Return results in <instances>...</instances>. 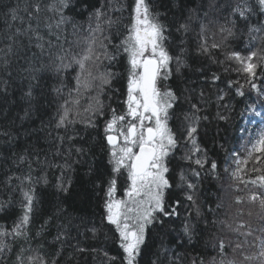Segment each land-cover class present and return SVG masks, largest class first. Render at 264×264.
<instances>
[{
	"label": "snow or ice",
	"instance_id": "1",
	"mask_svg": "<svg viewBox=\"0 0 264 264\" xmlns=\"http://www.w3.org/2000/svg\"><path fill=\"white\" fill-rule=\"evenodd\" d=\"M158 3L160 0H132L131 4L120 2L119 7H116L113 0H100L99 6H91L88 27L84 29L83 25L77 24L65 14V10L71 8L73 0H25L22 8L17 3L16 7L9 9L10 21H18L19 24L6 19L8 31L0 35V40L8 41L0 48V73L11 78L13 60L26 61L24 66L16 69L20 78L28 81L22 99L30 102L34 98L33 90L37 86L42 87V80H55L51 92L61 102L58 103L56 114L50 123L54 121V129L64 130L65 135L55 137L60 144L73 139L67 135L70 126L83 123L86 127L96 128V120L104 118L106 110L109 114L103 127L109 167L97 177L100 183L92 182L103 194L101 224L109 226L114 232V241L118 242L121 250L118 255L110 257L107 252L104 253L108 264H142L149 229L152 227H158L163 235H160L159 250L152 253L155 259L150 260L149 264H203L199 256L181 255L166 244V239L173 233L177 249L192 244L203 215L197 203L201 170L206 165L209 171L217 169V163L208 159L207 150L202 147L199 139L201 122L208 119L201 113L206 110L209 100L203 89L197 94L196 89L189 86L192 82L182 79V70L189 67L185 59L187 49L183 39L176 42L172 29L183 36L198 28L197 35L201 41L197 45V54L207 56L212 63L225 65V71H234L243 77L251 90L257 93L264 108V88L257 84L259 80L264 85V0H199L198 3L194 0H184L183 3L181 0H174L172 8L178 9L179 15L172 23L164 22L156 7ZM172 8L168 11H172ZM124 11L129 12L127 20L123 16ZM113 12H119L120 15L114 17ZM69 24L74 34H85L75 42H68L69 47L65 48L60 41L64 26ZM210 25L216 27V32L209 44L204 34L208 32ZM217 34L220 36L218 41L214 39ZM245 36L247 43L242 48H231L233 40L243 42ZM65 41L67 42L66 37ZM73 45L78 51L73 50ZM221 51L223 61L217 58ZM26 52H31V56L20 55ZM122 60H126V98L123 101L124 110L117 112L110 105L106 106L102 97L112 88L113 80L120 75L110 71V66ZM105 61L107 65L104 64ZM102 66L104 71H101ZM197 71L204 75L202 69ZM172 80L179 81L175 88L169 83ZM219 80L220 76L212 73L211 82L214 84ZM0 83L5 86L3 90L7 91L10 79L0 76ZM233 85H236V95L245 96L244 86L239 80H229L227 89L231 91ZM40 94L43 95V91ZM227 95L228 92L218 90L217 103L219 107L231 111L228 104L220 103L225 101ZM181 98L188 103L186 110L180 104ZM82 101L85 103L82 104ZM30 108L31 103L20 117L21 121L31 118ZM250 108L255 115H262L256 111L255 105H250ZM217 116L220 120L228 119L220 112ZM170 121L176 123L172 124ZM3 135L11 138L8 132ZM48 135L51 136V132ZM181 148L185 151L180 160L185 162L187 170L177 165L180 168L175 177L178 183L174 184L170 173L173 171L176 153ZM33 151L39 163L38 151ZM84 151L83 148H75L77 154L82 155ZM71 154L72 149H69L68 155ZM56 155H61L59 145ZM19 159L24 161L26 158L21 156ZM249 160L256 165L264 164V132L252 145L248 159L237 161V164H247ZM59 167L71 169L72 165L66 161ZM241 171L243 169L237 167L232 173L233 177L246 187L248 184L254 186L249 190L248 201L252 204L259 202L261 208H264V174L244 181L239 175ZM252 171L264 173V168L254 166ZM93 172L94 169L89 168L87 174L92 175ZM120 178H123L125 185L122 197L117 195ZM16 179L21 180L18 188L22 196V214L10 228L0 226V253L9 248L4 238H28V225L37 202L36 190L32 185L39 181H34L30 174L25 179ZM42 179L45 184L48 183L46 178ZM11 182L10 176L6 186L14 191ZM54 187L58 192L67 194L71 179ZM174 187L181 189L184 199L193 209L189 218L181 222L179 232L173 225L174 218L178 219L180 215L178 208L181 200L169 202ZM235 202L244 203L240 197ZM11 204L10 196L7 203L0 202V211H5ZM54 215H67L66 209L59 205ZM238 215L242 217L243 212L238 210ZM261 219L264 220V216ZM81 223H84L83 218ZM68 225H72L70 216L68 224L62 227L67 229ZM226 227L237 237L236 242L227 241L236 258L228 261L222 259L219 264H264V235L254 236L255 230L242 219L235 225L228 224ZM90 231L95 239L101 228L94 226ZM259 231L264 233V226ZM64 238L74 239L66 230L58 232L55 237L61 244ZM216 248L221 254L225 253V239H218ZM87 250L79 246L75 248L78 253ZM92 251L96 249L93 248ZM56 255L58 257L59 252ZM25 261L27 264H58L56 258L25 256L24 250H21L17 255V264H25ZM212 264H216V261L213 260Z\"/></svg>",
	"mask_w": 264,
	"mask_h": 264
},
{
	"label": "trees",
	"instance_id": "2",
	"mask_svg": "<svg viewBox=\"0 0 264 264\" xmlns=\"http://www.w3.org/2000/svg\"><path fill=\"white\" fill-rule=\"evenodd\" d=\"M24 2L25 0H0V35L8 31L5 20L8 19L11 22L8 15L9 9L16 7L17 3L22 8ZM99 2L100 0H73L71 8L65 10V14L87 29L88 13L92 10L91 6H99ZM120 2L131 4L132 0H113L116 7H119ZM181 2L183 3L184 0ZM194 2L198 3L199 0H194ZM173 3L174 0H160L156 6L165 23H172L179 15L178 9L172 8ZM169 8H172V11H168ZM112 15L115 17L120 13L113 12ZM123 16L127 20L129 12L124 11ZM11 23L19 24L18 21ZM215 29L216 27L214 29L209 27L208 32L204 34L209 44L213 40ZM172 31L176 42L179 43L180 39H183L184 47L187 49L185 59L189 67L182 70V79L192 82L189 86L194 87L197 94L203 89L209 100L206 110L201 113L208 119L201 122L199 139L202 147L207 150L208 159L217 163V169L214 172L209 171L208 165H206L205 169L201 170L197 188V203L203 215L199 220L197 234L194 236L192 244L177 249L176 243L173 242L175 233L166 239V244L181 255L199 256L203 264H212L213 260L219 264L222 259L228 261L236 258V254L232 247L227 245V241L236 242L237 237L235 233L228 230L226 225H235L242 219L255 230L254 236L264 235L259 231L261 226H264V220L261 219L264 216V208H261L259 202L252 204L248 201L249 190L254 186L248 184L246 187L244 183L234 177L230 178V181H226V178L230 176L231 165L228 164L233 155L248 153L260 134L264 132V108L261 106L257 93L251 90L250 85L245 83L243 77L238 76L234 71L227 72L225 65L212 63L207 56L197 54V45L201 41L200 36L197 35L198 28L183 36L176 33L174 29ZM84 34V32H80L76 35L71 24L65 25L60 43L68 48V42H75L77 39H81ZM52 39L54 40V38ZM214 39L218 41L219 34L215 35ZM6 43L8 41L0 40V48H3ZM246 43L247 37L245 36L243 42L233 40L231 48L239 50ZM33 50L35 51L34 48ZM73 50L78 51L74 45ZM213 51L215 52V50ZM20 55L31 56V52ZM217 58L223 61V51L217 54ZM25 64L24 59H14L13 76L9 78L6 74L0 73L3 79H10L7 91L3 90L5 86L0 83V202L7 203L9 197H12L11 206L5 211H0V226L10 228L22 214L20 206L22 196L18 188L21 180H17L16 177L25 179L30 174L34 181H39L32 185L36 190L37 202L31 223L28 225V238H4V242L9 245V248L5 249L4 253H0V264H17V255L21 250H24L25 256L42 255L48 259L56 258L58 264H108L104 253L107 252L110 257L118 255L121 250L118 247V242L114 241V232L109 226L101 224L103 216L101 197L103 194L94 187L92 182L100 183L97 177L101 176L109 167L103 140L104 121L109 114L106 110L105 117L96 120V128L86 127L83 123L70 126L67 135L72 136L73 139L65 140L63 144H60L55 137L65 135L64 130L54 129V121L50 123L56 114L58 103L61 102L51 92L55 80L52 78L42 80L40 82L42 87L37 86L33 90L34 98L30 102L27 99H22L23 92L27 90L28 81L22 80L16 69ZM104 64L107 65V61ZM197 69H202L204 75ZM109 70L120 75L113 80L112 88L102 98L106 106L110 105L117 112H122L125 107L123 101L126 98V60L111 65ZM212 73L220 76V80L214 84L211 82ZM229 80H239V83L244 86L245 96L236 95V85H233L229 91L227 89ZM169 83L175 88L179 81L172 80ZM257 84L258 87L264 88L259 80ZM113 89L118 91H113ZM218 90L228 92L225 101L220 103L228 104L231 111L218 106ZM41 91H43V95L40 94ZM30 103L31 118L21 121L20 117L24 115L25 109H29ZM83 103L85 101H82ZM180 104L185 110L188 108V103L183 98H181ZM250 105H255L256 111L261 112L262 115H255ZM218 112L227 116L228 119L220 120L217 116ZM170 123L175 124L176 122L170 121ZM4 132H8L11 138L3 135ZM49 132H51V136L48 135ZM58 145L61 155H56ZM75 148H83L85 151L80 155L75 152ZM34 149L38 151L39 163ZM69 149H72L70 156L68 155ZM184 151L185 149L181 148L176 153V160L173 161V171L170 175L173 177L174 184L178 183L175 177L180 168L177 165H181L187 170L185 162L180 160ZM21 156L26 159L20 161L19 157ZM246 159L247 157L243 161ZM66 161L72 165L71 169L59 167ZM254 166L264 168V164L256 165L251 160L241 166L245 174L242 172L239 175L244 181L255 179L257 175L264 174L253 172ZM89 168L94 169L92 175L87 174ZM10 176L12 177L11 188L14 191H10L6 186L7 178ZM42 178H46L48 183L45 184ZM69 178L71 179L69 193L58 192L54 186ZM120 182L118 181V184ZM25 184H27L26 180ZM237 197L242 198L244 203L237 204L235 202ZM174 199L181 200L178 208L180 215L178 219L174 218L173 225L179 232L181 222L185 218H189V213L193 212V209L184 199V194L179 187H174L171 190L169 202ZM59 205L66 209L67 215H54ZM238 210L243 212L242 217L238 215ZM68 216L72 218V225H68V228L64 229L62 226L68 224ZM50 217L51 219H49ZM81 218L84 223H81ZM73 225H79V227ZM94 226L101 228L95 239L90 231ZM62 230H66L74 239L64 238L63 244L56 241L55 237ZM160 235L163 233L158 227L149 229L147 248L142 264H149L150 260L155 259L152 253L159 250ZM220 238L226 241V252L223 254L216 248L217 240ZM241 239L243 238L241 237ZM76 246L88 250L78 253L75 251ZM93 248L96 251H92ZM58 252L59 256L57 257Z\"/></svg>",
	"mask_w": 264,
	"mask_h": 264
},
{
	"label": "rangeland",
	"instance_id": "3",
	"mask_svg": "<svg viewBox=\"0 0 264 264\" xmlns=\"http://www.w3.org/2000/svg\"><path fill=\"white\" fill-rule=\"evenodd\" d=\"M210 28H212V29H214L215 28V26H212V25H210L209 26ZM216 30V29H215ZM214 31V30H213ZM74 42V41H73ZM105 63V62H104ZM105 69H104V67L102 68L101 67V71H104ZM85 125V124H84ZM247 157V159H248V153H246V152H244V155L243 154H238L237 156L235 155H233V157H232V159L230 160V162H229V164L228 165H231V168H229V173H230V176L229 177H227L226 178V181H230V178H232L233 179V175H232V173L233 172H235L236 171V169H237V167H240L241 168V166L243 165V163H241V164H237V161H243V159H245ZM230 159V158H229ZM242 169V168H241ZM231 170V171H230ZM243 171H241L240 173H242ZM245 172V171H244ZM243 172V174H245ZM121 179H123V178H120L119 179V182H120V180ZM125 187V185H124V183H123V180L120 182V184H119V189H118V192H117V195L119 196V197H122V195H123V188ZM228 190V189H227ZM103 208V207H102Z\"/></svg>",
	"mask_w": 264,
	"mask_h": 264
}]
</instances>
